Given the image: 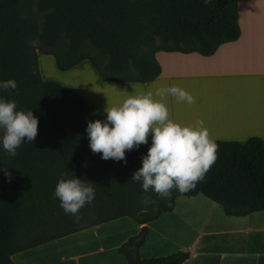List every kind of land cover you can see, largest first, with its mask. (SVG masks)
Here are the masks:
<instances>
[{
  "label": "trees",
  "instance_id": "trees-1",
  "mask_svg": "<svg viewBox=\"0 0 264 264\" xmlns=\"http://www.w3.org/2000/svg\"><path fill=\"white\" fill-rule=\"evenodd\" d=\"M240 35L238 0H0V81L17 82L0 97L38 118L35 141L23 142L16 156L0 143V264H15V253L123 217L141 225L118 248L125 264H183L189 250L140 255L148 223L172 212L179 197L203 194L228 216L264 210L262 138L215 141L217 159L203 180L186 193L174 188L166 200L132 180L151 136L148 144L126 150V163L93 154L87 123L105 119L81 93L44 79L39 68L38 55L50 54L62 71L89 60L112 82L147 83L162 72L158 51L211 56ZM61 173L95 189L79 219L54 197ZM145 197L154 203L145 205Z\"/></svg>",
  "mask_w": 264,
  "mask_h": 264
},
{
  "label": "crops",
  "instance_id": "crops-1",
  "mask_svg": "<svg viewBox=\"0 0 264 264\" xmlns=\"http://www.w3.org/2000/svg\"><path fill=\"white\" fill-rule=\"evenodd\" d=\"M238 10L241 35L237 40L220 45L211 56L158 51L156 56L162 72L154 81L112 82L99 76L110 92L107 95L97 89L94 99L73 80L65 81L64 85L87 96L104 119L107 104H119L134 88L155 94L159 89L175 85L189 92L195 103H181L166 94L163 102L171 119L180 122L182 117V124L183 120L185 124L203 120L214 142H245L254 136L264 140V0H238ZM52 61L57 66L54 56ZM87 63L89 70L98 72L89 60H84L66 74H85L82 67ZM120 93L125 97L118 95ZM199 102L203 103L197 104ZM204 108L207 113L203 112ZM175 109H178L177 114ZM178 114H182L179 119ZM202 196H181L172 212L148 223L149 232L140 249L141 257L189 250L190 258L183 264H264V210L246 216H228L221 205ZM124 219L112 220L114 224L106 228L102 224L94 226L83 235L74 233L61 238L67 239V248L63 247L65 253L51 254L43 250L50 245L57 246L58 239L15 253L12 259L15 264H125L127 259L118 253V248L136 235L141 225ZM116 236V242L110 244L109 238ZM84 243L92 247L85 251L79 247Z\"/></svg>",
  "mask_w": 264,
  "mask_h": 264
},
{
  "label": "clouds",
  "instance_id": "clouds-1",
  "mask_svg": "<svg viewBox=\"0 0 264 264\" xmlns=\"http://www.w3.org/2000/svg\"><path fill=\"white\" fill-rule=\"evenodd\" d=\"M208 3L209 0H204ZM16 90L14 79L0 81V90ZM178 102L195 103L194 97L178 86L159 89L155 94L134 90L117 105L104 109L106 119L87 123L86 131L93 154H102V159L126 161V150L146 145L151 136L147 154L142 156V166L132 180L140 182L144 192L150 189L159 197L171 199L175 188L180 193L193 190L217 159V144L210 137L203 120L182 124L170 118L163 102L165 95ZM0 143L10 155L16 156L23 142L33 143L38 134V118L32 110H17L13 100L0 97ZM11 179V173L3 168ZM61 173L54 197L67 214L79 219V211L95 197V189L78 177L65 179ZM145 205L154 201L145 197Z\"/></svg>",
  "mask_w": 264,
  "mask_h": 264
},
{
  "label": "rangeland",
  "instance_id": "rangeland-1",
  "mask_svg": "<svg viewBox=\"0 0 264 264\" xmlns=\"http://www.w3.org/2000/svg\"><path fill=\"white\" fill-rule=\"evenodd\" d=\"M34 44H37V41L34 40L33 41ZM43 57L39 58V68H40V72L42 74L43 77H48L47 79H51V80H55V81H58L62 84H64L65 81H71L76 84V85H79L81 88L87 90L86 91V95H88V97L90 98H96V93H97V89L101 90V92H105V94L109 95L107 92H110V90L106 89L105 86H104V83H102V81H100V79L98 78L99 76H101L98 72L94 73L93 71L89 70L88 69V66L90 67L89 63L83 65L82 70H85V71H82L83 73L85 74H79L77 72L75 73H72V74H66L67 71H62L60 70L57 66H55L54 62L52 61V57H50L51 55H44L42 54ZM48 62H52V63H48ZM47 63V68L45 67V64ZM91 68V67H90ZM51 77V78H50ZM73 80V81H72ZM134 90H141V89H137V88H134ZM144 91V90H142ZM122 92H124V90H122ZM146 93V91H144ZM81 93V92H79ZM114 95H117V94H114ZM120 96H123L125 97L124 94H118ZM85 96V95H83ZM87 98V96H85ZM89 99V98H87ZM201 198H205L204 196H202ZM207 200V199H205ZM124 220H128V222H131V224H135L134 221H132L131 219L125 217ZM111 224H114L112 223V221L110 222H106L102 225H106L105 227L103 228H106L108 227L109 225L111 226ZM92 227L91 228H87V229H83L79 232H77L76 235H83L89 231H91ZM75 235V236H76ZM118 236L116 237H111L109 238L108 242L112 241L110 244H113L115 243L116 241H114V239H116ZM65 240L67 239H60V243L57 245V246H54V245H50L49 247H46L45 249H43L44 251H47L51 254H56L59 253V252H62V253H65L64 252V248H67V244L65 242ZM106 245V244H105ZM91 245L89 244V246L87 245V243H84V244H81L79 245V247L81 248H85V251L86 249H88ZM92 247V246H91ZM117 252V251H115ZM110 253H113L110 252Z\"/></svg>",
  "mask_w": 264,
  "mask_h": 264
},
{
  "label": "bare ground",
  "instance_id": "bare-ground-1",
  "mask_svg": "<svg viewBox=\"0 0 264 264\" xmlns=\"http://www.w3.org/2000/svg\"><path fill=\"white\" fill-rule=\"evenodd\" d=\"M199 98H200V97H199ZM199 98H198V99H199ZM209 100H210V99H209ZM119 102H120V101H119ZM173 103H174V102H173ZM202 103H203V102H199V103H197V104H202ZM173 105H174V104H173ZM217 105H218V104H217ZM166 106H167V105H166ZM169 106H170V104H169ZM176 106H177V105H176ZM176 106H175V107H176ZM216 107H217V106H216ZM179 108L181 109V107H179ZM208 108H209V106H208ZM204 109H205V108H204ZM206 109H207V107H206ZM206 109L203 111L204 113H205ZM177 110H178V109H175V113H176V114H177ZM180 112H181V110H180ZM207 112H208V110L206 111V113H207ZM217 112L221 113L222 111L220 112V110H218ZM217 112H216V114H217ZM170 114H171V113H170ZM170 114H169V115H170ZM182 114H183V113H182ZM182 114H181V115H182ZM181 115H180V116H181ZM180 116H179V114H178V117H177V118L179 119ZM198 116H199V115H198ZM206 116H207V115H206ZM203 117H204V116H203ZM217 117H218V116H217ZM220 117H221V116H220ZM175 118H176V115H175ZM177 118H176V119H177ZM181 118H182V117H181ZM181 118H180V123H182ZM215 118H216V117H215ZM183 119H184V115H183ZM200 119H202V118H200ZM198 120H199V119H198ZM219 120H220V119H219ZM175 121H177V120H175ZM178 121H179V120H178ZM222 121H223V117H222ZM220 122H221V121H220ZM207 123H208V122H207ZM216 123H217V122H216ZM183 124H185V123H184V120H183Z\"/></svg>",
  "mask_w": 264,
  "mask_h": 264
}]
</instances>
